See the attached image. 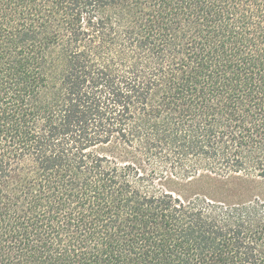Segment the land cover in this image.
<instances>
[{
    "label": "trees",
    "instance_id": "1",
    "mask_svg": "<svg viewBox=\"0 0 264 264\" xmlns=\"http://www.w3.org/2000/svg\"><path fill=\"white\" fill-rule=\"evenodd\" d=\"M0 264H264V0H0Z\"/></svg>",
    "mask_w": 264,
    "mask_h": 264
}]
</instances>
